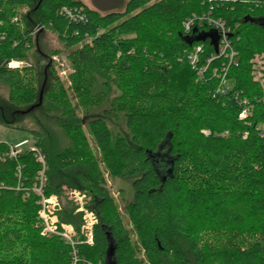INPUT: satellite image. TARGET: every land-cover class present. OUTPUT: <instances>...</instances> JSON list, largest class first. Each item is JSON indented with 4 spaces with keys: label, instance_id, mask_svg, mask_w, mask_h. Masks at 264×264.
I'll return each instance as SVG.
<instances>
[{
    "label": "trees",
    "instance_id": "trees-1",
    "mask_svg": "<svg viewBox=\"0 0 264 264\" xmlns=\"http://www.w3.org/2000/svg\"><path fill=\"white\" fill-rule=\"evenodd\" d=\"M210 20L229 31L230 66ZM37 27L71 49L68 89L51 61L41 83L29 62ZM0 83L10 106L28 107L0 105V124L29 132L45 155L59 226L81 222L63 186L91 198L93 243L77 247V264H264V0H127L103 16L76 0H0ZM32 108L54 118L56 134L11 123ZM8 153L0 142V264H73L71 248L38 226L33 153ZM104 172L132 180L121 213Z\"/></svg>",
    "mask_w": 264,
    "mask_h": 264
},
{
    "label": "built area",
    "instance_id": "built-area-1",
    "mask_svg": "<svg viewBox=\"0 0 264 264\" xmlns=\"http://www.w3.org/2000/svg\"><path fill=\"white\" fill-rule=\"evenodd\" d=\"M63 12L72 20L76 19L72 13L68 10H63ZM83 20L82 17L79 18ZM17 21L16 18L13 20ZM210 25L214 27V29L218 32V36L220 38L219 44V56L227 55V59L229 60V66L233 63V57L235 53L231 49V44L228 38V29L225 27L224 23L220 20H210L208 21ZM189 24L186 25V28H189ZM42 30L41 27H37L35 33L40 32ZM229 51V52H228ZM201 52V47H197L195 53L191 54L189 57L190 65L195 66L197 63V53ZM66 60L64 57L52 56L51 62L55 66V70L58 71V67L62 68V63ZM258 62V58L255 60ZM209 63V61H208ZM21 63L10 62L8 63L9 68L19 67ZM228 70L227 65L222 66V75L220 76L221 81L219 85V89L217 92L224 93L226 89L227 81H225L226 71ZM205 69H202L198 72L199 76H202ZM241 112L239 114L240 119H245L250 114V108L246 101H242L240 103ZM39 164L40 169L36 174L35 183L32 187V192L38 197V205L39 211L37 213L38 226L41 228V234L46 237H57L61 241H63L67 246H69L73 252V264H77L76 258V249L81 245H92L93 243V229L97 224V218L94 211L90 207L91 198L83 191L63 187L62 194L63 197L69 202V204L73 207L74 212L80 216L81 222L79 226V230L76 231L72 226L61 225L59 226L58 220L55 216V212L59 209L58 198L55 195L46 197L44 194V190L46 187V170L47 165L45 161V155L42 150L37 147L34 143V140L29 143V149ZM22 151L19 149H15L10 147L8 157L15 158ZM19 172V171H18ZM19 190V188H17ZM22 191V190H21ZM27 195V190H24Z\"/></svg>",
    "mask_w": 264,
    "mask_h": 264
},
{
    "label": "rangeland",
    "instance_id": "rangeland-1",
    "mask_svg": "<svg viewBox=\"0 0 264 264\" xmlns=\"http://www.w3.org/2000/svg\"><path fill=\"white\" fill-rule=\"evenodd\" d=\"M76 1L82 2L88 9L97 11L101 16L110 12H123L125 9V5L127 3V0H76ZM25 11L26 10H24L23 12ZM133 37L134 35L132 34L128 35V38H133ZM34 38L36 39L35 43L37 48L33 49V51L31 52L30 55L31 59L29 62L32 65H34L38 70V72L41 74V78H40V83H41L43 79V69L48 64V62L51 61L50 56L51 57L53 56L50 53L53 51H58L59 54L57 56L67 58V55L69 54L71 49L65 48L59 42L56 34L53 33L50 29H44V30L42 29L40 32L37 33V35H35ZM67 60L64 63H62V68L58 67L57 73L61 81L65 84L66 88L68 89L69 83L67 77L70 73H72V69L70 68L69 62ZM257 67L258 69L262 68L260 60H258L257 62ZM255 76L256 78H258L259 74H256ZM227 84L230 85V82H228ZM68 94L72 99V106L77 110L78 117H83L82 113L77 107L76 101L73 99V96L71 95L70 92ZM7 97H8V89L4 84L0 83V103H1L0 105L4 104L2 106H5L10 111H18V112L20 111V113L28 110V107L16 109L10 106L7 102ZM11 123L12 124L14 123V126H24L29 129H33L38 124L42 128L51 130L53 134L57 133V127H56L57 123L54 121V118L47 117L43 113L41 108H32L28 114H17V116L14 117ZM32 138L33 136L27 131L14 129L11 127L4 126L3 124H0V142L7 144L9 148L12 147L15 149H19L21 151L28 150L29 143L32 141ZM63 144H65V141L63 142ZM104 176L106 178L107 186L109 188L111 196L117 203V206L121 213L124 205L132 200L133 197L132 180H119V179L111 180L109 179L106 172H104ZM127 229L128 230L130 229L129 225H127ZM132 240L133 242H135V236L134 237L132 236ZM138 255L140 259H143V253L141 250ZM190 260H191V264H195L191 258Z\"/></svg>",
    "mask_w": 264,
    "mask_h": 264
}]
</instances>
